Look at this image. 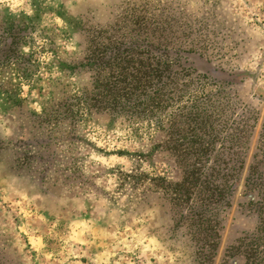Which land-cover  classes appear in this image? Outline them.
Masks as SVG:
<instances>
[{
	"label": "rangeland",
	"instance_id": "rangeland-1",
	"mask_svg": "<svg viewBox=\"0 0 264 264\" xmlns=\"http://www.w3.org/2000/svg\"><path fill=\"white\" fill-rule=\"evenodd\" d=\"M13 31L0 68V264L241 262L227 250L252 224L243 188L206 255L173 220L163 188L181 173L155 132L87 119V54L100 32L169 46L255 117L250 164L264 131V0H0V35Z\"/></svg>",
	"mask_w": 264,
	"mask_h": 264
},
{
	"label": "trees",
	"instance_id": "trees-1",
	"mask_svg": "<svg viewBox=\"0 0 264 264\" xmlns=\"http://www.w3.org/2000/svg\"><path fill=\"white\" fill-rule=\"evenodd\" d=\"M107 33L100 32L88 49L87 119L95 113L114 122L123 119L130 124L156 126L165 139V150L176 157L184 172L182 183L167 185L163 191L174 195L182 220L211 233L206 243L215 250L217 246L211 241L219 222L213 224L215 220L208 214L215 206L229 204L225 200L234 192L238 171L233 167L226 172L224 165V155L235 148L227 145L230 134L223 136L228 124L223 118L226 109L222 99L207 92L211 85L207 76L171 58L168 49L126 47L125 37L117 39ZM1 39L5 42L4 36ZM7 40L12 47L17 38L12 34ZM11 58L12 53L0 48V66ZM257 179L264 188V179ZM259 194L260 199L250 204L257 207L259 215L256 230L240 238L239 245L230 250L231 257H242L239 264H264V191Z\"/></svg>",
	"mask_w": 264,
	"mask_h": 264
},
{
	"label": "flooded vegetation",
	"instance_id": "flooded-vegetation-1",
	"mask_svg": "<svg viewBox=\"0 0 264 264\" xmlns=\"http://www.w3.org/2000/svg\"><path fill=\"white\" fill-rule=\"evenodd\" d=\"M164 33V32H163ZM13 34L16 36L17 40L19 41L21 38V33L20 32H16L13 31ZM11 35L9 34L8 38L9 40H11ZM163 35V34H162ZM3 37V35H0V48L5 52V53H12V58L7 60H3V65L0 66V68L6 67V66H10L12 64V60H13V52L10 50L11 46L8 45V40L6 41L7 37L4 36V41L1 39ZM125 37V35L123 36ZM121 38V37H120ZM5 44L4 46L2 44ZM91 44V42H90ZM155 48H159V49H168L170 51L169 46H162V44H160L158 47L156 45H153ZM7 47V50H5L4 48ZM90 47V46H89ZM171 52V51H170ZM172 53V52H171ZM179 55V54H178ZM171 56V55H170ZM180 61V60H179ZM181 62V61H180ZM182 64L186 65L184 62H181ZM190 67H193L191 65H189ZM194 68V67H193ZM199 73V74H203L201 73L197 68H195ZM88 78H87V86H89V81H90V75L89 73H87ZM205 76H207L206 74H203ZM209 78V76H207ZM209 82H211V78H209ZM209 87H215V84L213 82H211V85H208L206 87L207 92H211V93H215L216 95H219V99H222V105L225 107L226 111H224L225 115L223 116V118H225V122H227L228 126L226 131H223L224 135L228 137V135L230 134L231 137H229V141H231V143H228L227 145L230 146L233 144L235 150L234 152H231L230 154H226L224 155V165H226L227 170L226 172L231 171V169L233 167L237 168V180L234 181V192L232 193V195L227 196V199L225 200V202H229V204L224 203L222 206H215V208H213L212 213L208 214V216L213 220H215L213 222V224H215L216 220L219 222L218 224V228H217V235H215L214 240H212L211 242H215V245L217 246V242L220 238V232L223 229L222 227V217L221 215L229 208H231L232 206V199L237 195L239 189L242 187V196L245 197H249L248 201L245 202L244 207H245V212L243 213V215L245 216V218H247L249 221L252 222L250 228L242 231L241 233H239V236L237 237V239L235 240V243L230 246V248L227 250V254L229 257H231L229 254L231 253L230 250L233 247L238 246V240L242 237L245 236H250L251 233H253L257 226H258V211H257V207H250V204L252 201H256L257 198L260 199V197L258 196L259 193L264 191V188L260 186L259 183H257L256 181L258 180L257 178L260 176L264 179V131L263 134L261 136V146L259 149V154H255L253 157V160L250 164H247V159H248V154L251 148V138H252V134H253V129L256 128L255 124L254 126L252 125L255 122V117L248 114V111L245 112V114L243 116H239L235 113L234 110L230 109L231 104H230V99H228L227 95L225 93H223V91H218L216 88V90H209ZM250 113V112H249ZM254 120V122H252ZM117 121H123L125 123H127L133 130V132H143V134H150L151 131L155 132L156 136L159 138L158 143L156 144V147L158 148V150L166 152L167 154H169L171 156V158H173L176 167L178 168V170L181 173V177L179 180L177 181H169L167 182L165 180V186L167 185H176V184H180L183 182V176H184V172L183 169L181 168V166L177 163L176 157L173 156V154H171L170 152H168L167 150H165L164 148V138L162 136V134L158 131V129L156 128V126L154 124L148 125L146 122L145 123H138V124H130L125 120H116ZM252 122V123H251ZM223 129V128H222ZM151 138H153L151 136ZM237 142H239V145L236 144ZM218 147V145H217ZM218 149V148H217ZM250 189H253L254 191H250ZM260 195V194H259ZM167 203L169 204L171 213H173V220H175V222H180L182 223V225L186 226V229L190 231V235L192 237L193 240H195L197 242V245H202L201 249L205 252L206 255L211 256V253L213 252V249L210 247V244H207L206 241H208L209 239H211V233H205V227L202 226H192V222L188 221V220H182L178 214V207L176 206L175 202H174V195L171 194H167ZM261 201V200H260ZM184 213H186V210H184ZM196 237V238H195ZM232 258H240L242 260V257H232ZM242 262V261H241ZM239 262V263H241ZM238 261L234 260L232 262V264H239Z\"/></svg>",
	"mask_w": 264,
	"mask_h": 264
}]
</instances>
